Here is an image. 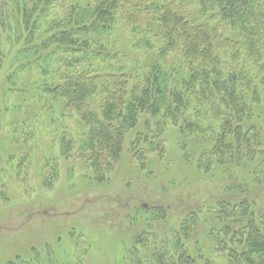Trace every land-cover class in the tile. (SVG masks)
Returning a JSON list of instances; mask_svg holds the SVG:
<instances>
[{
	"label": "rangeland",
	"instance_id": "rangeland-1",
	"mask_svg": "<svg viewBox=\"0 0 264 264\" xmlns=\"http://www.w3.org/2000/svg\"><path fill=\"white\" fill-rule=\"evenodd\" d=\"M93 2L71 0L68 7L51 6L42 13L40 7L28 26L15 16L23 11L15 6L5 17L6 27L0 23V264H153L159 256L168 260L174 254L172 241H181L197 260L231 264L230 247L222 242L240 239L221 236L218 243L214 237L241 214L233 210L241 198L252 207L239 222L247 225L253 218L264 235L259 142L253 140L248 150L242 146L246 158L239 165L225 157V165L218 166L220 156L211 148L217 127L210 114H196L197 100L193 112H183L176 124L161 116H141L115 156L83 148L92 126L73 105L55 97L53 87L65 85L77 72L131 76L152 64L176 69L184 64L178 54L161 56L164 43L148 23L152 11L136 31L127 26V15L119 14L106 36H76L90 40L91 47H106L103 60L80 56L73 61L45 43L48 31L58 33L57 21L70 16L71 6ZM176 2L184 7L181 13L200 23L198 0ZM28 35L39 53L26 55L25 40L17 43ZM262 112L260 103L247 113L245 132L255 129L264 136ZM187 121L207 125L210 131L200 138L211 145L181 133Z\"/></svg>",
	"mask_w": 264,
	"mask_h": 264
},
{
	"label": "trees",
	"instance_id": "trees-1",
	"mask_svg": "<svg viewBox=\"0 0 264 264\" xmlns=\"http://www.w3.org/2000/svg\"><path fill=\"white\" fill-rule=\"evenodd\" d=\"M154 1L157 0H94L92 4H77L70 7L71 14L66 20L57 21V34L52 35L54 29L47 32L45 43L57 47V53L71 55L73 61L80 56L103 60L109 52L106 47L97 44L91 47L90 40L81 41L76 36L81 33L100 38L106 36L113 28L114 17L119 14H126L127 26L136 31L144 22L142 17L152 11L154 16L148 23L152 24L149 27L154 28L157 39L164 43L161 56L178 54L184 63L177 69L152 64L131 76L114 74L102 77L92 76L88 71L77 72L66 79L65 85L53 87L51 93L73 105L82 121L92 126L81 146L91 154L106 150L115 156L123 147L125 134L136 127L141 116H161L163 120L169 119L176 124L183 112H193L191 104L198 100L196 114H210L217 127L211 148L220 156L218 166L225 165V157L233 165L242 163L246 158L242 146L245 144L248 150L253 140L260 143V154H264V136L255 129L251 133L244 130L245 117L255 104L263 103L261 115L264 116V0H198L200 23L192 15L181 13L184 7L176 0ZM70 2L0 0V23L6 27L5 17L15 6L23 9L15 16L28 26L38 15L40 7L42 13L51 6L68 7ZM23 40L27 48L24 54L39 53V49L32 45L36 41L31 35L25 39L18 37L17 43ZM31 59L34 58L28 57ZM94 110L101 116L96 118ZM160 125L157 123V127ZM209 131L207 125L199 122L187 121L180 128L181 133H190L194 141L206 140V137H200ZM241 199L233 210L242 215L231 217L234 221L224 224L214 238L218 243L221 236L240 239L222 242L230 247L231 264H264V235L253 218L247 221V225L239 222L241 216L248 217L252 207L248 199ZM238 224L242 227L235 231ZM137 244L142 243L138 241ZM171 249L174 254L168 260L162 259V255L153 264H208L189 256L181 241H172Z\"/></svg>",
	"mask_w": 264,
	"mask_h": 264
}]
</instances>
